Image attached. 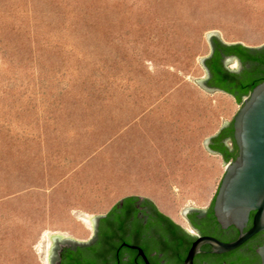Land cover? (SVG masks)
<instances>
[{"label": "rangeland", "instance_id": "374dc122", "mask_svg": "<svg viewBox=\"0 0 264 264\" xmlns=\"http://www.w3.org/2000/svg\"><path fill=\"white\" fill-rule=\"evenodd\" d=\"M211 31L261 46L264 0H0V264H47L51 234L88 240L73 213L142 193L141 146L205 152L241 105L195 81ZM204 158L198 176L159 184L177 221L225 170Z\"/></svg>", "mask_w": 264, "mask_h": 264}, {"label": "water", "instance_id": "95a60500", "mask_svg": "<svg viewBox=\"0 0 264 264\" xmlns=\"http://www.w3.org/2000/svg\"><path fill=\"white\" fill-rule=\"evenodd\" d=\"M212 38L220 40L214 31L206 34L210 52ZM206 57L199 58L206 76L195 81L204 89L211 91L215 88L206 86L207 69L203 65ZM229 61L231 59L225 63ZM245 68L249 69L250 64L243 66L237 62V67L229 70L241 73ZM231 120L237 155L226 163L228 160L223 157L222 153L213 148L219 143L211 142V139L221 130L228 129ZM230 121H223L218 131L203 139L202 144L209 153L221 155L222 166L226 163L216 188L217 191L215 190L208 206H211L214 197L213 215L222 229L229 226L236 228L238 235L235 240L222 242L211 236H198L190 246L188 231L159 213L150 200L134 195L121 198L104 215L85 217L78 211H75L73 215L89 219L93 232L98 222L101 221L100 235L103 225L110 222V231L115 238L113 251L125 257L126 264H133L137 254L129 247H124L122 241L138 245L146 254L150 264H193L194 256L200 252L203 245L210 246L214 254H223L236 249L257 233L264 231V80L254 86L249 95L243 99ZM225 140L223 145L231 149L226 146ZM187 209L198 208L191 205L186 206L180 212L182 216ZM251 212H254L252 224L244 231L243 228ZM47 237L51 240L47 250V264H55L56 250L61 245L67 242L87 245L91 240L89 238L87 241H76L60 234H51ZM97 244L98 242H95L90 247ZM140 248H137L139 256L143 258L145 264H149ZM256 252L260 258L259 264H264V239ZM202 260H204L202 257L199 258L197 264H200ZM117 261L116 259L114 262L110 257V264H118ZM121 262L124 261L121 260Z\"/></svg>", "mask_w": 264, "mask_h": 264}, {"label": "trees", "instance_id": "16d2710c", "mask_svg": "<svg viewBox=\"0 0 264 264\" xmlns=\"http://www.w3.org/2000/svg\"><path fill=\"white\" fill-rule=\"evenodd\" d=\"M212 43L213 49L203 62L204 67L207 69L206 86L219 89L231 95L237 103L242 104L243 99L249 95L253 87L264 80V45L248 47L241 43L226 44L218 39H213ZM223 55L235 56L241 65L250 64V68H245L241 73L231 72L224 68L222 64L221 58ZM232 120L228 129L221 130L211 139V142L219 143L213 148L215 151L222 153L226 160H233L237 155V148L232 136ZM225 139L230 140L231 149L223 145ZM213 200L214 197L210 206L211 210ZM113 237L110 231V222H107L103 225L99 238L100 242L89 250V254L84 256L78 250L75 253L71 252L67 258V263L110 264V255L114 247Z\"/></svg>", "mask_w": 264, "mask_h": 264}, {"label": "flooded vegetation", "instance_id": "af4514ba", "mask_svg": "<svg viewBox=\"0 0 264 264\" xmlns=\"http://www.w3.org/2000/svg\"><path fill=\"white\" fill-rule=\"evenodd\" d=\"M212 49H213V43H212ZM230 59H233L239 63L238 59L235 56L223 55L221 61L224 68H226L227 70L229 69L226 67L225 62ZM229 71L237 73V71H232V70ZM253 214L254 212L250 213L249 219L245 227L243 228L244 231L251 226ZM183 216L189 227L188 233L190 238V246L198 236H211L222 242H230L237 238L238 231L236 230L235 227L229 226L226 229H222L220 227V225L217 223L213 215V210L210 209V206H208L205 210L187 209L184 211ZM101 225L102 222L99 221L96 229L93 232L91 240L88 242L87 245H81L75 242H67L61 245L60 247H58L55 254V264H68L67 258L69 254L71 252L75 253L77 250L80 251L82 255L87 256L89 254V250L91 249L90 246H92V244L95 242L98 243L100 242L99 238H100ZM263 239H264V231H261L256 235H254L253 237H251L250 239H248L247 241H245L242 245H240L236 249L223 254H214L211 252L210 246L203 245L200 248V252L194 256L193 264H197L199 258L201 257L204 260H202L200 264H259L260 258L256 252V249L262 244ZM121 243L124 247H129L130 249L134 250L135 253L137 254L133 264H145L143 258L138 254L137 248H140L138 245L130 244L126 241H122ZM142 252L148 261V258L143 250ZM110 257L113 258L114 262H116L117 259L118 264H126L125 262L126 258L119 256L114 251L111 252ZM121 260L124 262H121Z\"/></svg>", "mask_w": 264, "mask_h": 264}, {"label": "crops", "instance_id": "0c3cea01", "mask_svg": "<svg viewBox=\"0 0 264 264\" xmlns=\"http://www.w3.org/2000/svg\"><path fill=\"white\" fill-rule=\"evenodd\" d=\"M214 90H216V91H221V90H217V89H214ZM221 92H223V91H221ZM223 93H225V92H223ZM227 94V93H226ZM229 95V94H228ZM231 96V95H230ZM237 103V102H236ZM237 104H239V103H237ZM218 130H216V132H217ZM215 132V133H216ZM214 133V134H215ZM213 135V134H212ZM225 144H226V146H228L229 148H231V142H230V140L229 139H226L225 140ZM157 145H159V146H157ZM151 146V147H150ZM194 148H192V149H188V148H181V146H179L178 144H172V145H170L169 146V148H167L165 145H160V144H149V146H147L148 148H143V150L142 149H140V150H142V152L140 151V153H139V155H140V157H139V155L138 154H135V156H133V158H137L136 159V161H138L137 162V164H138V167H140V170H139V175L143 178V180H144V178H145V181H149V182H151V184L150 185H145V186H143V188H141V191H142V193H129V194H125V195H123V196H121V197H119L118 199H116L112 204H111V206L109 207V209L118 201V200H120L121 198H124V197H126V196H131V195H134V196H140V197H144V198H147L148 200H150L153 204H154V206L156 207V210L159 212V213H161L162 215H164V216H166V217H168L174 224H177V225H179L181 228H183V229H185L186 231H188L189 232V227H188V225H187V223H186V220H185V218L181 215V221H177L174 217H173V214H174V212L173 211H171V209H170V206L168 205V203L166 202V200H165V198L163 197V191H164V188H162L159 184L161 183V182H163V181H165V180H167L166 179V176H168V177H171V178H176V179H178L179 181H186L190 176H193V175H196V176H198L197 174H199V173H201V171H204L203 169L205 168H208V167H210L209 165H207L208 164V160L207 159H205L204 158V156L206 155V153L207 154H210V155H212V156H218L219 158H220V160L222 161V157H221V155L220 154H217V153H209L205 148H204V150H205V152L202 150V149H200V147H199V145L198 144H194V145H192ZM191 146V147H192ZM153 148V149H152ZM148 149H151L152 150V152L150 153V152H147V150ZM146 150V151H145ZM154 150V151H153ZM149 151V150H148ZM146 152V153H145ZM142 153V154H141ZM148 156L149 154V156L150 157H148V160H150V158H151V160L150 161H145L146 159H147V156ZM153 154V155H152ZM138 157H137V156ZM144 157H143V156ZM158 155V156H157ZM145 156H146V158H145ZM154 157H155V159H160L159 161H160V166H158V164H156L157 162H159L158 160H156L155 161V159H154ZM160 157V158H159ZM198 157H200V158H198ZM139 158V159H138ZM142 158H143V160H142ZM198 158V159H197ZM145 159V160H144ZM154 161H153V160ZM140 160V161H139ZM231 160L229 159L226 163H228V162H230ZM142 162H144V163H142ZM145 162H147V163H145ZM149 162V163H148ZM156 162V163H155ZM153 163V165H151V164ZM155 163V164H154ZM210 163H212V162H210ZM225 163V164H226ZM145 164H146V166H145ZM156 165H157V167H156ZM144 166L147 168V170L145 169V172L146 171H149L150 170V172H149V174H147L148 172H143V170H144ZM149 166H150V169H148L149 168ZM151 166H153V167H151ZM197 167H199L200 169L198 170V168ZM152 168H156L157 170H159L158 172L156 171V169L154 170H152ZM197 168V169H196ZM155 171V173L157 174V176L156 177H158V178H156L155 176H154V174L155 173H152V172H154ZM152 173V174H151ZM158 173L160 174V175H158ZM142 174H143V176H142ZM148 176H147V175ZM155 174V175H156ZM154 177H153V176ZM146 176L148 177L147 179H146ZM151 176V177H150ZM152 177L154 178V179H152ZM170 179V178H169ZM168 179V180H169ZM153 180H159L158 182L156 181V183L155 182H153ZM152 185H153V187H152ZM155 185H157V186H155ZM146 186H147V188H146ZM149 186V187H148ZM149 188V189H148ZM150 188H152V190H153V188L155 189L156 188V192L155 191H151L150 190ZM154 192L157 194H154ZM158 194H160V196H158ZM153 195H155L157 198H156V200H157V202L159 201L160 203H162L163 205V207H164V205H165V211H166V213L164 212V208L161 206V205H156V204H158L156 201H155V196H153ZM212 196H213V194H212ZM212 196H211V198H212ZM159 197H162V198H159ZM158 198H159V200H158ZM211 198L208 200V202L207 203H205L204 205H197V204H192L191 206H193V207H195V208H198V209H206L207 207H208V205H209V203H210V200H211ZM164 201H163V200ZM162 207V208H161ZM109 209L106 211V212H104V213H102V214H98V215H104V214H106L108 211H109ZM92 234H93V231H92V233H91V235H90V237L89 238H91V236H92ZM85 241H87V240H85Z\"/></svg>", "mask_w": 264, "mask_h": 264}, {"label": "bare ground", "instance_id": "6f19581e", "mask_svg": "<svg viewBox=\"0 0 264 264\" xmlns=\"http://www.w3.org/2000/svg\"><path fill=\"white\" fill-rule=\"evenodd\" d=\"M141 140H142V139H141ZM136 141H137V140H136ZM142 141H144V144H145V142H147L145 139L142 140ZM142 141H141V142H142ZM139 142H140V141H139ZM139 142H136L137 144H135V145H138ZM133 143H135V141H134ZM142 144H143V143H142ZM140 145H141V143H139V146H140ZM146 145H148V144L146 143ZM155 145H156V144H155ZM133 146H134V144L132 145V147H133ZM157 146H159V145H157ZM134 147H137V146H134ZM141 147L146 148V146H141ZM141 147H140V148H141ZM150 147H151V146H150ZM137 148H138V147H137ZM140 148H139V149H140ZM147 148H148V147H147ZM141 149H142V148H141ZM152 149H153V148H152ZM142 150H143V149H142ZM142 150H140V151L142 152ZM146 150H147V149H146ZM146 150H145V151H146ZM148 150H149V151H148ZM148 150H147V152H150V151L152 152L151 149H148ZM143 151H144V150H143ZM153 151H154V150H153ZM137 152H138V151H137ZM137 152H136V153H137ZM151 152H150V153H151ZM139 153H140V152H139ZM139 153H138V155H139ZM145 153H146V152H145ZM141 154H142V153H141ZM145 155H146V154H145ZM149 155H150V154H149ZM149 155H148V156L146 155V156H147V159H146V160L144 159L145 161L148 160V157H150ZM152 155H153V154H152ZM136 156H137V155H136ZM142 156H143V155H142ZM146 156H145V158H146ZM157 156H158V155H157ZM137 157H138V156H137ZM139 157H140V155H139ZM143 157H144V156H143ZM159 158H160V157H159ZM136 159H137V158H135V160H136ZM138 159H139V158H138ZM154 159H155V157H154ZM142 160H143V158H142ZM150 160H151V158H150ZM150 160H148V161H150ZM152 160H153V159H152ZM156 160H158V159H155V161H156ZM159 160H160V159H159ZM159 160H158V161H159ZM139 161H140V160H139ZM153 161H154V160H153ZM142 163H144V162H142ZM145 163H147V162H145ZM148 163H149V162H148ZM155 163H156V162H155ZM155 163H154V164H155ZM150 164H151V163H150ZM156 164H158V166H160V165H159V164H160V161L157 162ZM151 165H153V163H152ZM145 166H146V164H145ZM145 166H144V170H143V172H145V169L147 170V168H146L147 166H146V167H145ZM151 167H153V166H151ZM156 167H157V165H156ZM148 169H150V166H149ZM153 169H154V168H152V170H153ZM155 169H156V168H155ZM155 169H154V170H155ZM156 171L158 172L159 170L156 169ZM146 172H148L147 174H149L150 170H149V171H146ZM146 172H145V173H146ZM157 172H156V173H157ZM159 172H160V171H159ZM152 173H155V171L152 172ZM152 173H151V174H152ZM156 173H155V174H156ZM160 173H161V172H160ZM147 174H146V175H147ZM155 174H154V176L156 177L157 174H156V175H155ZM149 175H150V174H149ZM158 175H160V174L158 173ZM142 176H143V174H142ZM147 176H148V175H147ZM147 176H146V179L148 178ZM152 176H153V175H152ZM154 176H153V177H154ZM143 177H144V176H143ZM150 177H151V176H150ZM153 177H152V179H154ZM156 178H158V177H156ZM143 181L146 183L145 178H144ZM156 181H157V180H156ZM156 181L153 180V182H155V183H156ZM158 181H159V180H158ZM158 181H157V182H158ZM150 183H151V182H149V183L147 182L148 185H149ZM156 184H157V183H156ZM144 185H145V184H144ZM155 186H157V185H155ZM148 187H149V186H148ZM152 187H153V185H152ZM146 188H147V186H146ZM148 189H149V188H148ZM150 190L156 192V188H155V189L153 188V190H152V188H150ZM155 192H154V194H156ZM156 195H157V194H156ZM153 196H155V195H153ZM158 196H160V194H158ZM154 198H155V201L157 202V200H156L157 197L155 196ZM159 198H162V197H159ZM159 198H158V200H159ZM160 200H161V199H160ZM160 200H159V201H160ZM162 200H163V199H162ZM159 201H158V202H159ZM163 201H164V200H163ZM158 202H157V203H158ZM156 205H161V206H162L163 204L159 202V203L156 204ZM162 207H163V206H162ZM162 207H161V208H162ZM163 208H164V209H163L164 212L166 213V211H165V205H164Z\"/></svg>", "mask_w": 264, "mask_h": 264}]
</instances>
